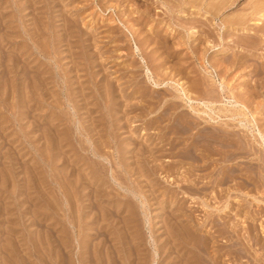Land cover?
<instances>
[{
  "label": "rangeland",
  "instance_id": "374dc122",
  "mask_svg": "<svg viewBox=\"0 0 264 264\" xmlns=\"http://www.w3.org/2000/svg\"><path fill=\"white\" fill-rule=\"evenodd\" d=\"M262 14L0 0V264H264Z\"/></svg>",
  "mask_w": 264,
  "mask_h": 264
},
{
  "label": "bare ground",
  "instance_id": "6f19581e",
  "mask_svg": "<svg viewBox=\"0 0 264 264\" xmlns=\"http://www.w3.org/2000/svg\"><path fill=\"white\" fill-rule=\"evenodd\" d=\"M35 5V4H34ZM211 7V6H210ZM262 15H264V14H262ZM245 17V16H244ZM235 27V26H234ZM239 29V28H238ZM5 35V34H4ZM8 36V35H7ZM15 54V53H14ZM9 73V72H8ZM4 83V82H3ZM60 87V86H59ZM24 89V88H23ZM106 96V95H105ZM111 100V99H110ZM105 103V102H104ZM41 107V106H40ZM220 110V109H219ZM25 113V112H24ZM55 117V116H54ZM80 123V122H79ZM221 125V124H220ZM225 135V134H224ZM234 140V139H233ZM174 141V140H173ZM77 143H78V141H77ZM248 145V144H247ZM80 146V145H79ZM251 150V149H250ZM189 153V152H188ZM210 156V155H209ZM112 157V156H111ZM54 158V157H53ZM113 159V158H112ZM203 160V159H202ZM101 163V162H100ZM101 165V164H100ZM112 173V172H111ZM140 174V173H139ZM83 179V178H82ZM256 187V186H255ZM105 190V189H104ZM20 197V196H19ZM96 197V196H95ZM72 199V198H71ZM50 201V200H49ZM208 203V202H207ZM124 208V207H123ZM203 208V207H202ZM98 217V216H97ZM77 218V217H76ZM27 221V220H26ZM112 222V221H111ZM121 222V221H120ZM182 222V221H181ZM175 223H177L176 221H175ZM186 224V223H185ZM260 224V223H259ZM82 225V224H81ZM180 225V224H179ZM180 226H182V225H180ZM183 227V226H182ZM263 227V226H262ZM192 228H193V226H192ZM197 228V227H196ZM200 228V227H199ZM205 229V228H204ZM209 229V228H208ZM183 230V229H182ZM196 230V229H195ZM67 231V230H66ZM188 231V230H187ZM104 232V231H103ZM108 232H110V231H108ZM201 232V231H200ZM182 233V232H181ZM208 231L206 230L205 232H204V239H203V243H204V245L202 246V248H200L199 250L200 251H202L205 255L204 256H209L210 254V251H212V250H210L211 249V247L210 246H208L207 244H205V242H207V240H208ZM81 234V233H80ZM104 234V233H103ZM108 234V233H107ZM200 234V233H199ZM211 234V233H210ZM191 235V234H190ZM173 236V235H172ZM184 236V235H183ZM211 236V235H210ZM223 236V235H222ZM125 237V236H124ZM128 237V236H127ZM196 238V237H195ZM203 238V237H202ZM129 239V238H128ZM189 239H190V237H189ZM110 240H112V239H110ZM136 240V239H135ZM210 240V239H209ZM101 241L103 242V240L101 239ZM107 241V240H106ZM129 241V240H128ZM132 241V240H131ZM256 241V240H255ZM102 242L100 243V244H102ZM120 242V241H119ZM241 242V241H240ZM107 243V242H106ZM126 243H128V242H126ZM176 243V242H175ZM178 243V242H177ZM183 243V242H182ZM209 243V242H208ZM100 244H99V246H100ZM110 244V243H109ZM112 244H114V243H112ZM112 244H110L109 246H107L108 244H103V246H101L100 247V250H99V252H98V257H97V259H98V261H99V263H97V264H114L115 263V258H113L112 257V253L117 249V248H115L114 247V245H112ZM122 244V243H121ZM134 244V243H133ZM172 244H173V242H172ZM123 245V244H122ZM132 245V244H131ZM135 246V248L137 247V246H139V244H137V243H135L134 244ZM182 245V244H181ZM180 245V246H181ZM68 246V245H67ZM98 246V245H97ZM167 246V245H166ZM169 246V245H168ZM174 246V245H173ZM96 247V246H95ZM130 247V246H129ZM177 247H179V246H176V247H169L168 248V250L170 251V249L171 248H175V249H177L176 251V253H178V251H180V250H184V254H186V256H187V254H189V253H191L193 250V248L195 247H193L190 243L188 244V242H185V243H183V245H182V247L180 248H177ZM253 247V246H252ZM125 248V247H124ZM196 248V247H195ZM194 248V249H195ZM121 249V248H120ZM126 249V248H125ZM134 249V248H133ZM165 249H167L166 247H165ZM122 250V249H121ZM128 250V249H127ZM164 250V249H163ZM172 250H174V249H171V251ZM210 250V251H209ZM263 250H264V248H263ZM94 251H95V249H94ZM97 251V250H96ZM95 251V252H96ZM119 251V250H118ZM131 251V250H130ZM133 251V250H132ZM132 251H131V253H132ZM165 251V250H164ZM168 251V252H169ZM66 252V251H65ZM201 252V253H202ZM222 252V251H221ZM220 252V250H217L216 249V251H215V254L217 255V256H221V255H223L224 254V252L223 253H221ZM77 253V252H76ZM79 253V252H78ZM175 253V254H176ZM255 253V252H254ZM81 254V253H80ZM95 254H97V253H95ZM122 255L124 254L123 252L121 253ZM174 254V255H175ZM192 254V253H191ZM215 254H214V256H215ZM131 255V254H130ZM133 255V254H132ZM145 255V254H144ZM80 256V255H79ZM83 256V255H82ZM143 256V255H142ZM142 256H141V253H139V251L136 249V255H135V260L133 259L132 261L131 260H129L128 258H129V256L128 255H126L125 256V258L123 257V259H122V261H121V264H143V262H140L141 261V259H142ZM178 256V255H177ZM183 256V255H182ZM185 256V255H184ZM190 256V255H189ZM194 256V255H193ZM211 256H212V254H211ZM95 257V256H94ZM122 257V256H121ZM175 257V256H174ZM191 257V256H190ZM234 257H236V256H234ZM117 258V257H116ZM133 258H134V256H133ZM205 258V257H204ZM211 258V260H212V257H210ZM209 258V259H210ZM258 258V257H257ZM105 261H104V260ZM158 259V258H157ZM170 259V258H169ZM178 259H180V258H178ZM181 259H183V258H181ZM235 259H238V257L237 258H235ZM159 260V259H158ZM171 260H173V259H171ZM170 260V261H171ZM186 260V259H185ZM206 260L207 259H205V262H206ZM233 260H234V258H233ZM259 260V259H258ZM71 261V260H70ZM80 261V263L81 264H83V262H85V260H83V257L79 260ZM97 261V262H98ZM146 261V260H145ZM176 261V260H175ZM196 261V260H195ZM216 261V260H215ZM214 261V262H215ZM155 262V261H154ZM167 262V261H166ZM181 262V261H180ZM182 262H183V260H182ZM86 263V262H85ZM84 263V264H85ZM170 264H172L171 262H169ZM168 263V264H169ZM176 263H178L177 261H176ZM186 263L187 264H191V261H190V259L187 257V260H186ZM185 262L184 263H182V264H186ZM174 264V263H173ZM196 264V263H195ZM199 264V263H198ZM216 264V263H215Z\"/></svg>",
  "mask_w": 264,
  "mask_h": 264
}]
</instances>
